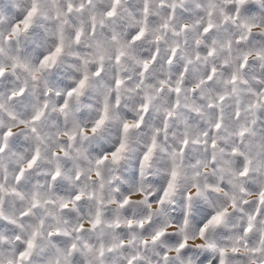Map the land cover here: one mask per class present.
<instances>
[{
    "label": "clouds",
    "instance_id": "obj_1",
    "mask_svg": "<svg viewBox=\"0 0 264 264\" xmlns=\"http://www.w3.org/2000/svg\"><path fill=\"white\" fill-rule=\"evenodd\" d=\"M0 264H264V0H0Z\"/></svg>",
    "mask_w": 264,
    "mask_h": 264
}]
</instances>
